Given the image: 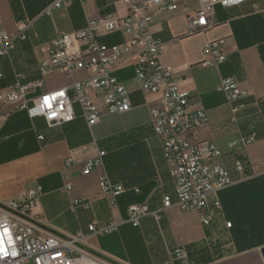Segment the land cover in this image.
<instances>
[{
	"label": "crops",
	"instance_id": "0c3cea01",
	"mask_svg": "<svg viewBox=\"0 0 264 264\" xmlns=\"http://www.w3.org/2000/svg\"><path fill=\"white\" fill-rule=\"evenodd\" d=\"M55 0H0V29L18 34V28L31 23L27 39L18 41L11 57L1 59L3 79L0 90L14 85L17 75L24 84L43 80V86L32 96L54 92L72 81L89 77L77 72L71 79L51 72L43 77L40 66L47 60L49 45L57 34H71L87 27L90 20L109 16L123 18L130 13L123 0H68V6L52 15L46 9ZM176 13L157 14L152 25L156 39L166 45L163 63L173 68L191 94L195 107H201L209 124L198 131L200 141L215 144L222 153L220 162L230 172L237 188L243 183L264 177V1L247 2L236 8L215 7L216 25L194 35L188 33L186 15L199 9V0H184ZM259 6L257 12L253 4ZM101 42L108 46L124 45L128 39L121 33L105 34ZM226 41V62L219 67L204 66L205 48L216 41ZM138 50L126 54L112 65L113 75L129 91L132 110L123 115H104L94 128L87 125L82 111L75 106V120L49 127L43 118L31 119L26 111L6 104L0 117V201L23 198L37 186L43 190L36 202L34 215L51 231L75 237L81 231L88 235L85 247L121 264H264L261 249L264 237L257 238L260 224L255 226L257 213L252 206H232L230 197L243 200L244 191H223L219 199L226 220L209 230L197 213L184 212L177 205L174 183L163 157L161 144L151 125V109L158 104V95L142 90L136 77ZM234 77L248 94L245 109L238 121H231L230 106L219 91L222 79ZM43 136L44 140L39 137ZM244 140H253L244 144ZM109 150L105 157L107 172L125 192L112 206L103 196L98 173L82 175V164ZM73 163L68 165L69 159ZM245 165L247 179L240 180L236 162ZM73 186L63 191L65 183ZM248 184V183H247ZM229 188V189H231ZM243 190V189H242ZM171 197L173 206L164 210V198ZM91 202V210H75L73 201ZM147 204L150 215L139 227L128 223V208ZM229 204H231L230 209ZM230 212V213H229ZM103 230L116 226L111 234L89 236V226ZM257 227V228H256ZM254 228V230H253ZM231 236L232 244H226ZM183 249L187 258L171 256Z\"/></svg>",
	"mask_w": 264,
	"mask_h": 264
},
{
	"label": "built area",
	"instance_id": "2783aa9c",
	"mask_svg": "<svg viewBox=\"0 0 264 264\" xmlns=\"http://www.w3.org/2000/svg\"><path fill=\"white\" fill-rule=\"evenodd\" d=\"M255 0H199V9L186 15L188 33L194 35L216 25L215 7L236 8ZM264 1V0H263ZM86 6L85 0H81ZM130 13L123 18L109 16L90 20L87 27L71 33L57 34L49 45L48 57L40 66L43 77L51 72L64 74L71 79L77 72H86L89 77L72 81L63 89L33 97L43 86V80L24 84L23 76L17 75L14 85L0 90V117L6 104L15 110L26 111L31 119L43 118L49 127L72 122L78 105L90 129L104 115H123L132 110L130 93L113 75L112 65L133 50L140 53L136 64V77L144 92L158 95V104L151 111V125L155 137L161 144L162 154L169 168L177 195V205L184 212L197 213L203 226L209 230L223 224L226 230L232 223L225 217L219 199L221 192L236 184L230 172L220 162L221 151L215 144L200 141L199 129L209 124V117L201 107H195L191 94L183 87V80L162 59L166 45L155 38L152 25L157 14L179 12L184 0H123ZM68 6V0H55L45 11L52 15L56 10ZM258 12L259 6L254 3ZM31 23L18 28L12 35L0 29V80L3 79L1 59L11 57L18 41L27 39L26 31ZM105 34L121 33L128 41L124 45L108 47L101 42ZM226 41L211 42L204 50V66L219 67L226 62ZM219 91L224 93L230 106L231 121L237 122L238 115L245 109L244 92L236 78L222 79ZM44 140L43 136L39 137ZM246 141L244 144L251 143ZM107 151L99 150L94 158L82 164V175L98 173L101 192L112 206L125 192L121 184L113 182L105 166ZM73 159L67 164L71 165ZM240 180L247 179L245 165L236 162ZM66 193L73 186L66 182ZM43 190L37 186L20 199L0 201V264H121L85 247L88 235L82 231L75 237H65L48 229L34 215L37 200ZM75 210H91V202L84 199L73 201ZM173 206L171 197L164 198L163 209ZM160 211L151 212L147 204H134L128 208V223L139 227L141 220L154 215L160 219ZM89 236L111 234L117 227L99 230L96 224L89 226ZM226 244H232L227 236ZM171 256L177 260L187 258L183 249L175 250Z\"/></svg>",
	"mask_w": 264,
	"mask_h": 264
},
{
	"label": "trees",
	"instance_id": "16d2710c",
	"mask_svg": "<svg viewBox=\"0 0 264 264\" xmlns=\"http://www.w3.org/2000/svg\"><path fill=\"white\" fill-rule=\"evenodd\" d=\"M105 151H107V153L110 154V151L108 149ZM247 183L245 184L243 183L237 188L235 187V188L228 189L226 190V192H232V190L234 189H237V192L244 191L245 196L243 197L244 198L243 200H241V195L239 198L237 197V195H235V196L230 197V201L232 202V206H235L236 208L239 207L238 209L240 213H241L240 204H244V205L246 204V206L250 205L252 206V208H254V211L257 213L256 215L252 216V217H255L254 218L255 226L256 224H260L261 227H260L259 232L251 231V234L257 232V238H261L260 237L261 235H263L264 237V177L259 178V179H253L252 181H249ZM238 199H239L240 204H235V202H238ZM233 200H236V201L233 203ZM232 206L231 204H229L228 207H230V209L232 210L234 209V207L231 208Z\"/></svg>",
	"mask_w": 264,
	"mask_h": 264
},
{
	"label": "water",
	"instance_id": "95a60500",
	"mask_svg": "<svg viewBox=\"0 0 264 264\" xmlns=\"http://www.w3.org/2000/svg\"><path fill=\"white\" fill-rule=\"evenodd\" d=\"M261 253H262L263 258H264V248L261 249Z\"/></svg>",
	"mask_w": 264,
	"mask_h": 264
}]
</instances>
